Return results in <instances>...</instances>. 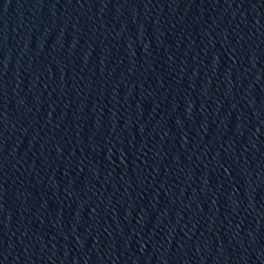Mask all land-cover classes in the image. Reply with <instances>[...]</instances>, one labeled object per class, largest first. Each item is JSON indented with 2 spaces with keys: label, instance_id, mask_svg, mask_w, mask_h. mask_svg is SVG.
<instances>
[{
  "label": "water",
  "instance_id": "1",
  "mask_svg": "<svg viewBox=\"0 0 264 264\" xmlns=\"http://www.w3.org/2000/svg\"><path fill=\"white\" fill-rule=\"evenodd\" d=\"M0 264H264V0H0Z\"/></svg>",
  "mask_w": 264,
  "mask_h": 264
}]
</instances>
